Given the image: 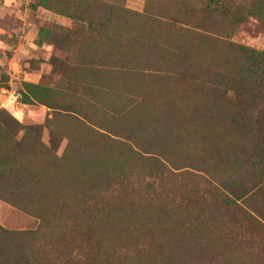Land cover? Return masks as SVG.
I'll return each mask as SVG.
<instances>
[{"label":"rangeland","instance_id":"obj_1","mask_svg":"<svg viewBox=\"0 0 264 264\" xmlns=\"http://www.w3.org/2000/svg\"><path fill=\"white\" fill-rule=\"evenodd\" d=\"M252 73L264 77V0H0V264H195L202 246L173 245L159 226L200 231L195 212L175 206L189 183L158 179L144 152L168 148L144 129L175 122V108L189 116L198 91L246 125L226 132L230 172L240 171L230 190L255 189L246 204L264 219L249 160H264V118L246 121L258 88L225 80ZM169 156L180 168L195 155ZM207 161L197 164L220 169ZM66 202L79 211L55 223L48 206ZM220 213L207 212L216 236ZM225 222L237 227L228 238L237 253L252 249L244 264H264V233L236 211Z\"/></svg>","mask_w":264,"mask_h":264},{"label":"trees","instance_id":"obj_2","mask_svg":"<svg viewBox=\"0 0 264 264\" xmlns=\"http://www.w3.org/2000/svg\"><path fill=\"white\" fill-rule=\"evenodd\" d=\"M208 32L212 33L210 31ZM225 80L228 84L246 83V86L257 87L258 89L255 93L250 95L251 99L255 100L254 102L256 104V109L258 108V112L254 117L247 116L246 121L257 123L261 118H264L263 76L252 73L244 82L240 78L232 79L229 76L225 77ZM191 85L197 89L203 88L204 86L201 83H193ZM243 91L244 93L249 94L246 88H244ZM191 95L192 98L196 97L197 101H189L191 104L190 112H192L189 116L183 114L185 110L175 108V122L156 118L150 124L151 126H146L144 129V132L146 131V134L149 133V136L152 139L155 138L156 134L159 135V138L157 139L158 142L156 141V143L168 149L165 152L150 151L144 153H150L156 156V162L160 167L158 179L163 178V175L166 174V176H170V180L174 182L179 176H182V178H185L189 183V185H185V193H181L180 202L175 204V206L180 207L181 209L188 208L189 210H192V212H195V215L192 218L195 220L197 226L194 225V227L200 229V231L197 232L196 236H194L193 233V237H191L187 232L176 233L178 228H176L175 222L173 221H168L170 223L169 226H159L162 230L171 234L169 239L173 245L183 244L185 243V240H190V242H194L197 246H202L201 253H196L197 260L195 261V264H201L205 257H208V260L204 261L205 264H215L214 261H216V263L221 261L224 262V264H244L249 262L253 257V253L251 252L252 249L248 248V251L241 250L237 253L236 244L233 241L228 240L237 227L234 228L233 224L225 222L226 213L228 211H236L240 213L248 224H251L255 229L262 231L263 233L264 219L258 215L256 210L250 209L246 204L248 196L250 193H254L253 191L255 189L249 190L244 195H237L230 190L232 180L240 171L238 168H234L233 172H230L231 169L229 166L234 163L230 155H232V149L235 148L236 145H233L234 143L229 140L230 138L226 132H230V128H234L236 130L235 133L239 135L243 130V133H245L247 128L246 125L237 121L235 116H233L235 118L231 117L226 111H219L209 107L208 104L203 101L205 99L204 93L198 91ZM149 116L151 117V113ZM219 123L222 126H217ZM227 124H230L228 128ZM259 145L264 147V140L262 144L259 143ZM166 152H168V154ZM176 152H185L198 157L192 156L191 159L188 160L189 164L180 165V168H177V166L172 163L169 156H173ZM195 158L197 159L195 160ZM200 159H204L205 161L209 160L211 163L215 162L221 164V167L218 170H213L207 168L208 166H202L201 164L198 165L197 160ZM253 159L256 158L254 156L249 157V160L252 162L250 163V166L257 169L256 177L260 179L258 185L264 187V160H260L257 163V157V164H255ZM242 166H245V164L242 163ZM26 168L27 167L25 166L24 169ZM107 177L108 175L106 173H102L98 176L96 182L99 183L102 180L107 179ZM175 191H178V189H175L174 192ZM57 194H59V192L56 193L55 196H57ZM61 195L62 197H67V194L64 192L61 193ZM71 197L72 195L68 196V198ZM59 206L61 208L58 212L55 206H48L55 223H59V216L65 219L66 217H71L70 214L74 213V210L79 211L76 208V205L67 202L59 204ZM211 206L212 208L213 206H217L221 212L218 226V229L220 230L218 234L220 236H216L211 234L212 232H209L213 231L209 216L207 215ZM162 211L168 212V210H163L160 207L159 212ZM200 211H202L203 214L199 213ZM166 214L168 213L162 214L161 217L166 218L164 217ZM171 214L175 217L178 216V214L174 213V210L172 209ZM206 228L209 231H207ZM236 236L242 238L238 232ZM250 242L251 241L244 239L242 243L249 244ZM156 243L162 244L163 241L161 238H158ZM211 247H213L215 251ZM209 248L212 249L210 252H208ZM210 253L212 254L208 256ZM189 264L193 263L190 262Z\"/></svg>","mask_w":264,"mask_h":264},{"label":"bare ground","instance_id":"obj_3","mask_svg":"<svg viewBox=\"0 0 264 264\" xmlns=\"http://www.w3.org/2000/svg\"><path fill=\"white\" fill-rule=\"evenodd\" d=\"M224 250V249H223ZM175 258V257H174Z\"/></svg>","mask_w":264,"mask_h":264}]
</instances>
